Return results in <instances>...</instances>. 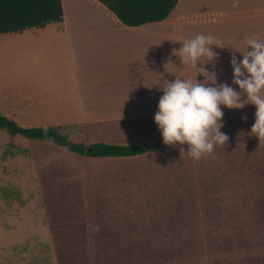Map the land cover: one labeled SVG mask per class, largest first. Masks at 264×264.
I'll return each mask as SVG.
<instances>
[{
	"label": "rangeland",
	"instance_id": "obj_1",
	"mask_svg": "<svg viewBox=\"0 0 264 264\" xmlns=\"http://www.w3.org/2000/svg\"><path fill=\"white\" fill-rule=\"evenodd\" d=\"M72 1L65 0L69 15ZM263 1L191 0L184 37L166 48L213 35L225 46H210L217 80L236 89L230 59L239 60L251 35L264 36ZM32 43L19 32L0 33V92L17 83L32 95L35 76L51 83L49 54ZM221 107L229 140L199 160L181 152L187 144L165 145L154 116L63 118L58 126L75 143L148 147L122 157H88L0 128V264H264L257 104Z\"/></svg>",
	"mask_w": 264,
	"mask_h": 264
},
{
	"label": "crops",
	"instance_id": "obj_2",
	"mask_svg": "<svg viewBox=\"0 0 264 264\" xmlns=\"http://www.w3.org/2000/svg\"><path fill=\"white\" fill-rule=\"evenodd\" d=\"M190 1L178 0L175 11L161 21L129 26L98 0H73L75 13L70 15L69 4L62 0V21L19 32L33 41V48L48 52L51 83L35 76L32 95H23L20 84L14 83L0 92V113L25 127L59 126L63 118L101 122L154 116L153 102L171 76L194 79V69L177 56L179 48H166L178 46L184 37ZM47 226L54 245L48 220Z\"/></svg>",
	"mask_w": 264,
	"mask_h": 264
},
{
	"label": "clouds",
	"instance_id": "obj_3",
	"mask_svg": "<svg viewBox=\"0 0 264 264\" xmlns=\"http://www.w3.org/2000/svg\"><path fill=\"white\" fill-rule=\"evenodd\" d=\"M212 45L225 47L211 34H197L182 42L178 55L173 50L183 65L194 69V79L177 75L168 81L162 87L154 114L162 142L172 146L187 144V150L181 148V152L196 160L211 155L216 146L229 140L220 130L224 115L221 106L242 108L249 101L255 102L257 115L252 123L264 139V36L251 35L246 40V50H237L241 54L239 60L232 54V84L236 89L229 83H218L214 64L211 69L205 66L218 58ZM198 75L203 79L198 80Z\"/></svg>",
	"mask_w": 264,
	"mask_h": 264
},
{
	"label": "trees",
	"instance_id": "obj_4",
	"mask_svg": "<svg viewBox=\"0 0 264 264\" xmlns=\"http://www.w3.org/2000/svg\"><path fill=\"white\" fill-rule=\"evenodd\" d=\"M118 19L129 26L161 21L169 16L178 0H98ZM63 20L62 0H0V33L21 32L40 28L50 22ZM0 128L20 133L28 138L51 140L70 151L90 157H122L146 153L148 147L138 144H119L94 141L88 144L72 142L58 126L25 127L0 113Z\"/></svg>",
	"mask_w": 264,
	"mask_h": 264
}]
</instances>
